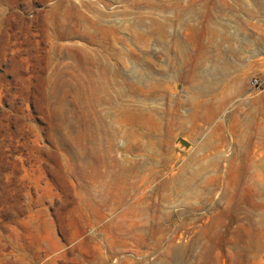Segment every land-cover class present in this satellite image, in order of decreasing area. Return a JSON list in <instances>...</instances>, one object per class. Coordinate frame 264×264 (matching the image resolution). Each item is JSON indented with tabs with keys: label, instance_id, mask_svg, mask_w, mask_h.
I'll return each mask as SVG.
<instances>
[{
	"label": "rangeland",
	"instance_id": "obj_1",
	"mask_svg": "<svg viewBox=\"0 0 264 264\" xmlns=\"http://www.w3.org/2000/svg\"><path fill=\"white\" fill-rule=\"evenodd\" d=\"M229 1L0 0V264H264V17L205 28Z\"/></svg>",
	"mask_w": 264,
	"mask_h": 264
},
{
	"label": "crops",
	"instance_id": "obj_2",
	"mask_svg": "<svg viewBox=\"0 0 264 264\" xmlns=\"http://www.w3.org/2000/svg\"><path fill=\"white\" fill-rule=\"evenodd\" d=\"M207 10L205 28L209 29L210 26L219 22L222 16L230 18L233 23H244L260 20L264 17V0H230L227 3L213 2Z\"/></svg>",
	"mask_w": 264,
	"mask_h": 264
},
{
	"label": "built area",
	"instance_id": "obj_3",
	"mask_svg": "<svg viewBox=\"0 0 264 264\" xmlns=\"http://www.w3.org/2000/svg\"><path fill=\"white\" fill-rule=\"evenodd\" d=\"M250 84L255 86L258 84V80L256 78H252V79H250Z\"/></svg>",
	"mask_w": 264,
	"mask_h": 264
},
{
	"label": "bare ground",
	"instance_id": "obj_4",
	"mask_svg": "<svg viewBox=\"0 0 264 264\" xmlns=\"http://www.w3.org/2000/svg\"><path fill=\"white\" fill-rule=\"evenodd\" d=\"M53 231V230H52ZM53 233V232H52ZM52 247H53V243H52Z\"/></svg>",
	"mask_w": 264,
	"mask_h": 264
}]
</instances>
